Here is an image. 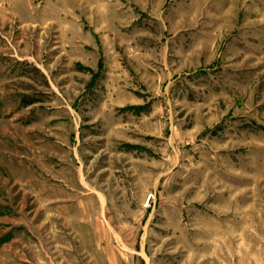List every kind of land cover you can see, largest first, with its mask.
Listing matches in <instances>:
<instances>
[{
    "label": "rangeland",
    "instance_id": "1",
    "mask_svg": "<svg viewBox=\"0 0 264 264\" xmlns=\"http://www.w3.org/2000/svg\"><path fill=\"white\" fill-rule=\"evenodd\" d=\"M0 264H264V0H0Z\"/></svg>",
    "mask_w": 264,
    "mask_h": 264
}]
</instances>
